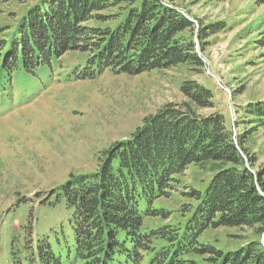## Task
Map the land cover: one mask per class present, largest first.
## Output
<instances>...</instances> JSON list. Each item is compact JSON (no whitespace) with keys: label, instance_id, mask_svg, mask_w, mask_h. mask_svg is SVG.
Instances as JSON below:
<instances>
[{"label":"trees","instance_id":"obj_1","mask_svg":"<svg viewBox=\"0 0 264 264\" xmlns=\"http://www.w3.org/2000/svg\"><path fill=\"white\" fill-rule=\"evenodd\" d=\"M8 26L0 55L12 68L22 62L29 73L70 52L85 56L82 80L106 71L138 76L205 67L193 23L166 0H37ZM181 92L186 102L145 118L129 139L106 150L97 172L71 176L59 190L75 240L71 264H144L146 258L148 264H264V166L243 157L254 130L235 131L231 114L228 121L206 85L187 81ZM242 113L254 118L242 125L264 129V101ZM190 166L214 174L204 191L189 194L195 202L181 210L184 221L147 227L148 220L166 216L155 202ZM209 228L251 236H238L243 245L222 252L200 243ZM30 246L31 264H65L48 237Z\"/></svg>","mask_w":264,"mask_h":264},{"label":"rangeland","instance_id":"obj_2","mask_svg":"<svg viewBox=\"0 0 264 264\" xmlns=\"http://www.w3.org/2000/svg\"><path fill=\"white\" fill-rule=\"evenodd\" d=\"M166 1L193 23L197 53L205 67L183 65L138 76L106 71L82 80L78 75L86 59L78 53L53 59L34 73L22 62L12 68L0 55V264H31L33 250L28 246L33 241L34 247L39 236L48 237L56 255L71 264L75 240L59 190L71 176L97 172L106 150L129 139L145 118L168 104L186 102L181 87L187 81L214 91L217 108L228 121L231 114L235 131L254 130L243 157L247 161L255 157L256 168L264 166V129L241 124L254 119L243 109L264 101V0ZM36 2L0 0V29L4 28L0 41L8 32L5 27L14 26ZM218 24L221 30L199 37ZM213 174L208 168L190 166L175 177L174 189L155 202L166 216L152 218L146 226L184 221L181 210L195 202L189 194L204 191ZM238 236L251 235L209 228L200 243L228 252L243 245ZM148 263L146 258L144 264Z\"/></svg>","mask_w":264,"mask_h":264}]
</instances>
